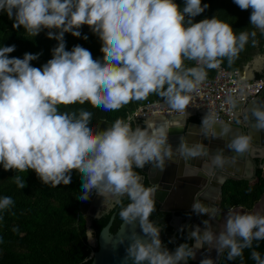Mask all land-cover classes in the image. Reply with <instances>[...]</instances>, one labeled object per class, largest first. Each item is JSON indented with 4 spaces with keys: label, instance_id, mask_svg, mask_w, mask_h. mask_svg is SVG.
Instances as JSON below:
<instances>
[{
    "label": "clouds",
    "instance_id": "clouds-1",
    "mask_svg": "<svg viewBox=\"0 0 264 264\" xmlns=\"http://www.w3.org/2000/svg\"><path fill=\"white\" fill-rule=\"evenodd\" d=\"M233 2L242 11L251 10L254 30L237 32L217 16L195 22L209 7L202 0H184L182 8L176 0H0V12L13 20V28L22 27L32 37L47 29V37L57 41L52 58L39 68L31 62L41 53L10 57L16 46H0V165L16 173L33 170L43 184L54 188L69 185L76 172L81 180L77 200L85 202L95 194L103 203L119 206L121 220L140 229L128 236L122 264H189L205 246L215 250L216 257L239 258L241 264L249 249L250 259L264 264V256L256 250L259 244L253 246L254 241H264V213L230 208L217 232L210 223L217 211L195 198L191 212L208 219L186 233L181 226L184 242L169 249L161 238L162 227L151 218L158 185L146 186L136 171L148 165L151 171H164L178 155L186 168L193 159L203 160L205 174L211 176L214 169H223L235 156L249 152L250 135L234 132L212 112L204 115L202 136L224 139L231 134L225 147L235 156L229 157L224 149L213 154L204 143H189L184 136L173 147L170 129L163 123L153 127L150 119L141 122L143 127L116 119L98 131L91 126V111L59 110L60 105L88 103L111 112L156 94L183 114L208 70L220 69L225 60L231 67L249 42L258 45L257 30L264 35V0ZM85 25L101 40L102 57L94 59L79 44L67 50L65 34L87 40L81 33ZM227 102L236 106L231 96ZM248 112L255 120L253 127L264 131V102L253 101L245 120ZM12 180L20 189L27 186L20 175ZM13 205L12 197H0V211ZM92 233L91 229L85 233L89 240ZM188 241L194 243L190 246ZM199 264H217V259L208 254Z\"/></svg>",
    "mask_w": 264,
    "mask_h": 264
},
{
    "label": "trees",
    "instance_id": "trees-1",
    "mask_svg": "<svg viewBox=\"0 0 264 264\" xmlns=\"http://www.w3.org/2000/svg\"><path fill=\"white\" fill-rule=\"evenodd\" d=\"M209 7L199 16L195 17V22L204 18L217 16L220 20L232 25L237 32L242 30H254L251 28L249 17L251 10H241L233 0H202ZM176 3L184 6V0H176ZM47 29L38 36H30L22 27L13 28V20L9 19L6 12H0V46H16V51L10 57L23 58L24 53H41L38 60L32 61L34 67H41L52 58L51 49L57 44L54 39L47 37ZM82 36L87 35L88 39L77 38L70 33L65 34L66 48H71L77 44L91 51L93 58L102 57L100 51L102 42L92 33L88 26L81 29ZM258 45L253 47L251 42L239 55L235 63L229 67L225 60L222 65L228 70H241L251 61L254 54L264 55V35L257 30ZM188 66H195L194 62H186ZM214 75V69L208 70V76ZM260 75L259 77L263 76ZM162 100L156 94H150L146 100L132 101L124 105L119 110L105 112L99 108H94L88 103L60 105L59 110L74 111L81 108L93 113L91 126L95 130H103L110 126L116 119L127 121L128 116L137 108L144 105L147 101ZM194 123H199L198 118H191ZM143 127V126H141ZM258 164L255 181H228L223 188L224 211L230 208L243 207L251 210L264 195V171ZM136 171L143 176L141 169ZM20 175L25 179L26 187L20 189L13 182L12 177ZM149 186L147 181L144 182ZM81 191V180L78 173L73 172V179L69 185L52 187L45 185L37 177L35 171L15 172L14 170L5 171L0 165V197L10 196L14 205L10 210L0 211V264H87L92 263V253L97 250L89 245L87 217L81 214V206L86 203L76 199V195ZM95 194L92 195V197ZM89 201V200H88ZM128 200L125 198L124 204ZM160 205L156 202V211L152 214V219L157 221L158 226L162 227V235L169 241L174 234L171 225L172 215L163 213L159 210ZM119 206L110 214L95 219L92 225L93 236L98 237L101 230L108 223L111 214L116 213L114 225L111 229L115 233L123 222L119 217ZM14 213V215H13ZM13 228H18L17 232ZM184 242L179 232L176 236V244ZM189 245L193 241H188ZM259 244L257 251L264 256V241H254L253 246ZM171 246V245H170ZM250 251H244L243 264H255L250 259ZM191 264H199L190 261ZM219 264H241L237 258L235 261H227L222 257Z\"/></svg>",
    "mask_w": 264,
    "mask_h": 264
},
{
    "label": "water",
    "instance_id": "water-1",
    "mask_svg": "<svg viewBox=\"0 0 264 264\" xmlns=\"http://www.w3.org/2000/svg\"><path fill=\"white\" fill-rule=\"evenodd\" d=\"M249 102L250 101L246 103L237 102L236 108L239 110L241 106L249 105ZM163 117L164 118L161 123L165 124V126L170 129L169 141L172 140L174 142H178L179 138L181 136H184L186 137L189 143L197 141L204 143L206 146L209 147L210 152L213 154H215L218 149H224L226 156H235V154H233L231 150H228L225 147L227 140L231 139V134L228 137H225L224 139L215 138L217 139V141L211 142L210 139L205 136L202 137L200 135L192 133L193 131L200 132L202 120L199 123H188L191 117L171 119L170 121L165 119L166 116ZM151 123L153 127H157L160 125L155 122ZM247 124L248 125H246L245 123H237L235 125L228 126H230L234 132L238 131L240 133L250 135L252 142L251 144L260 145L259 152H253L252 147H250L249 152L245 153L243 156H235L234 162L228 163L223 169H214L213 174L211 176L205 174L207 172V169L205 167H202L204 163L203 160L199 162L201 165L199 166V168L201 170L195 171L194 162L190 161L189 163H191L192 166L186 168L185 162L181 160L178 155H176L178 160L173 158L175 162H168L164 171H151L150 165L146 166L142 170L144 177L143 182L147 181L149 183V186H151L153 183L158 185V191L156 193V202L159 203V210L161 212L170 214L186 213L191 215L189 221L182 225L185 227V233L191 230L190 226L201 224L202 220L208 219L206 215L198 216L195 213L191 212V206L194 202V198L198 199L203 205L207 206L210 211H212L214 210L212 208V201L215 200V198H213V195L217 194V196H219L218 203H221L223 188L228 181L236 180L252 182L255 180L258 169L257 160L264 161V141L261 140V137H258V135L254 134L253 126H251L249 120ZM218 130L219 129L217 128V131ZM254 155H256L257 157H255ZM247 161H250L252 163L254 169L253 178H248L241 170L243 166L247 165ZM235 163L237 164V169L233 168V165ZM260 168L264 171V166ZM218 177L222 178V182H218ZM185 193L190 196L188 201L182 199ZM169 196L171 200H168ZM184 203H186V207L184 206ZM102 204L103 198L94 195L89 201H87L81 206V214L87 217L88 230L91 229L92 224L90 220L89 209L94 206H100ZM178 204L183 205L178 206ZM114 208L115 206H112L111 210H114ZM234 209L240 210L242 212L260 211L261 213H264V195L251 210L245 209L243 207H238ZM216 211L220 219H217L216 217V219L211 220L210 223L213 229L218 232L220 226L218 227L214 222L216 221L219 225H221L223 221V213H226L227 211H223L220 206L216 207ZM107 214H110V212H108ZM115 218L116 213L114 212L113 214H111L108 223L101 230L98 237H94L92 233V240L88 239L89 245L93 248H97V250L92 253L91 264H122V259L125 255V248L127 246L126 241L128 236L134 231H140L138 224L129 225L123 221L119 226L118 230L115 233H112L111 229L114 225ZM180 228L181 226L177 227L173 234L172 246H169L167 243L164 242V244L169 249H174L177 246L176 236L179 233ZM121 241H124L125 243H121ZM208 254H210L213 258L217 259V264L220 263L222 257H216L215 250L212 251L211 249H207V246H205V249L197 250V257L195 260L192 261L199 263L200 259ZM129 264H131V261H129ZM189 264H191L190 261Z\"/></svg>",
    "mask_w": 264,
    "mask_h": 264
},
{
    "label": "built area",
    "instance_id": "built-area-1",
    "mask_svg": "<svg viewBox=\"0 0 264 264\" xmlns=\"http://www.w3.org/2000/svg\"><path fill=\"white\" fill-rule=\"evenodd\" d=\"M264 92V75L248 80L242 70H228L223 65L214 69V75L198 86L191 94L186 111L181 114L171 110L163 100L147 101L132 112L126 122L131 126L138 125L156 116L167 117H197L203 118L207 112H212L219 121L227 125H235L240 117L236 106L227 102L231 96L235 101L246 103L255 100Z\"/></svg>",
    "mask_w": 264,
    "mask_h": 264
},
{
    "label": "crops",
    "instance_id": "crops-1",
    "mask_svg": "<svg viewBox=\"0 0 264 264\" xmlns=\"http://www.w3.org/2000/svg\"><path fill=\"white\" fill-rule=\"evenodd\" d=\"M241 70L243 71V74L245 75V77L248 80L259 78V76L264 73V55H260L258 53L254 54L252 59H251V61L248 62L244 66V68L241 69ZM253 101H256L258 104L260 102H264V92L260 96H258V98H256L255 100L250 101L249 105H243V106H241L239 108V110L237 109V114H238V116L240 117V120H241L240 123H242V124L245 123L246 125H248L249 124V123L247 124L248 120H249L251 126H253V124L255 123V120H254V118L251 117V113L250 112H248L249 119L248 120L244 119L245 112H246L247 109H249L251 107ZM163 118L164 117H162V116L152 117L149 121L161 124ZM178 118L179 117H171L170 116V117H166L165 119L170 121L171 119H178ZM191 118H197V117H191ZM191 118L189 119L188 123H194V122L191 121ZM198 120L200 122L202 120V118L201 119L198 118ZM144 125H145V123H141L139 126H144ZM253 129H254V131H253L254 134L258 135V137H261V140L264 141V131H257L254 127H253ZM192 133L202 136L200 134V132L193 131ZM169 142L173 145V147H176L179 144V141L178 142L177 141L174 142V141L171 140ZM250 147H252V151L253 152H259V150H260L259 149L260 145H258V144H251ZM254 156L257 157L256 155H254ZM174 158L176 160H178L177 156H174ZM200 161H201V159H193V160H191V162L195 163V168H194L195 171L201 170L199 168V166H201L200 163H199ZM257 161H259V163L260 162H264V161H261V160H257ZM262 164L263 165H261L260 167L264 166V163H262ZM233 168L237 169V164L236 163L233 165ZM241 170L248 178H253L254 169H253L252 163L250 161H247V165L243 166V168ZM189 197L190 196L185 193L182 199H185V200L188 201ZM168 200H171L170 196H169Z\"/></svg>",
    "mask_w": 264,
    "mask_h": 264
},
{
    "label": "flooded vegetation",
    "instance_id": "flooded-vegetation-1",
    "mask_svg": "<svg viewBox=\"0 0 264 264\" xmlns=\"http://www.w3.org/2000/svg\"><path fill=\"white\" fill-rule=\"evenodd\" d=\"M253 131H254V129H253ZM210 139V141L211 142H213V141H217V139H215V138H209ZM258 163H259V161H257V167H258ZM213 198H215V200H213L212 202H213V209L214 210H216V207L217 206H220L221 207V209L223 210V208H222V205H223V193H222V196H221V198H222V201H221V203H218V201H219V196H217V194L216 195H213ZM183 204H180V205H178V206H182ZM112 206L113 205H110V204H108V203H103L102 205H100V206H94V207H92L91 209H89V215H90V220H91V227H92V225H93V221L95 220V219H98V217H99V219H101L102 217H104V216H106L107 215V213L108 212H111V211H113V210H111V208H112ZM184 206L186 207V203H184ZM171 207V206H170ZM117 208V206H115V208H114V210ZM224 211V210H223ZM164 213V212H163ZM168 214H170V213H168ZM172 215V218H171V225H172V227L174 228V232H175V230H176V228L177 227H180V226H182L183 224H185V223H187L188 221H189V219H190V214H186V213H176V214H171ZM217 219H220L219 218V215H217ZM218 227L220 226L216 221L214 222ZM91 230H92V228H91ZM219 230H220V227H219ZM93 232V231H92ZM162 233H163V231H162ZM162 238H163V242H165V243H167L169 246L171 245H173V242L172 243H169V241H166V239H164V237H163V235H162ZM171 240L173 241V235H172V238H171Z\"/></svg>",
    "mask_w": 264,
    "mask_h": 264
}]
</instances>
